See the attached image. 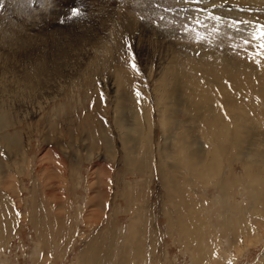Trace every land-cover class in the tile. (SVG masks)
Segmentation results:
<instances>
[{
	"label": "rangeland",
	"instance_id": "obj_1",
	"mask_svg": "<svg viewBox=\"0 0 264 264\" xmlns=\"http://www.w3.org/2000/svg\"><path fill=\"white\" fill-rule=\"evenodd\" d=\"M0 5V264H264V0ZM189 92L257 144L206 161Z\"/></svg>",
	"mask_w": 264,
	"mask_h": 264
},
{
	"label": "bare ground",
	"instance_id": "obj_2",
	"mask_svg": "<svg viewBox=\"0 0 264 264\" xmlns=\"http://www.w3.org/2000/svg\"><path fill=\"white\" fill-rule=\"evenodd\" d=\"M121 2H122V0H121ZM101 10H103V8ZM4 16H6V15H4ZM169 18H171V17H169ZM167 20H168V18H167ZM173 21L171 20L168 23H172ZM102 48L103 47H99L97 49L98 50L97 54H99L100 51H102L101 54L102 53H104V54L106 53L107 50H102ZM260 78L262 79L261 76H260ZM262 85L264 86V84H262ZM175 89H178V87H176ZM262 93H263V97H264V91ZM185 98L189 101V103L187 105H184V106H181V107H183L184 108L183 110L187 114L190 115L191 122H199V121L207 120L210 123V125L205 130H201V127L202 126H200V130L203 131V133L213 132L215 135H222V137H223V139L220 140V141L216 137L215 138H211L210 137L211 140L209 142H211V141H214V142H211V145L207 143L206 144L207 145V147H206L207 149L206 150H202L200 152L201 156L204 159L206 158V161L209 159V157H210L211 154L215 153V151H216L215 150V145H220V146L224 145L225 147H227L228 143L231 142V144L234 147L235 153H241V151L244 150V148H248V146L250 148L251 145H253V144L256 145L257 144L256 142H254L252 140L254 138V132L249 133V134H246L245 136L244 135L239 136L240 133H241V130L239 129V127H242L244 125L243 124V120L237 121V124H239L238 125V128L236 127L233 130V132H228V130H225V128L226 127H229L230 125L224 124V125H222V128H221V123L219 121L214 120V119H210V118H206L207 112L209 111L210 108L207 107V105L205 104L204 101H195L193 99V96H192V94L190 92H189V95L188 96H185ZM191 101H192V103H190ZM176 103L178 104L179 101H177ZM258 105L259 106H264L263 98H262L261 101L258 102ZM204 107H206L205 112L202 110ZM210 114H213V112L210 111ZM228 122H230V121H228ZM249 125H251V123ZM246 126L249 127L248 125H246ZM178 129L180 131L177 132L176 141L173 144L174 147H175V150H176L174 152L175 153L174 158L177 161V163L179 164V169L182 171L181 173L183 174V177L185 178L184 181L188 185H190V186L197 185L199 183V181H197L195 179V174L193 172V169L195 167H198V168L201 169V172L199 173V176L200 175H203V173H206V177L209 178L208 180L202 179V181H200V182H202V183H208V182H210L211 181V178L213 177L214 172L216 170V165L209 166V165H207L205 163H203V164L199 163V161H198V150H197V147H196L197 145H195L192 150H188L186 148V144L189 142L188 135H189L190 128H188L187 124H183V125H180L179 124ZM254 131H256V130H254ZM232 134L234 135V137L230 136ZM180 135L182 136V138H179ZM256 135H259V133L256 134ZM255 137H257V136H255ZM212 149L214 151H212ZM257 153L261 154L259 151H257ZM234 156H235V154H234ZM222 199H224V197H222Z\"/></svg>",
	"mask_w": 264,
	"mask_h": 264
},
{
	"label": "snow or ice",
	"instance_id": "obj_3",
	"mask_svg": "<svg viewBox=\"0 0 264 264\" xmlns=\"http://www.w3.org/2000/svg\"><path fill=\"white\" fill-rule=\"evenodd\" d=\"M3 6L0 5V8H2ZM70 14L72 17H79L81 15L80 10L76 7H73L72 9H70ZM261 33L260 36L258 37L259 39H264V25L261 26ZM245 43H248L247 41H245ZM262 47H264V45H262ZM133 67L135 68V65H133Z\"/></svg>",
	"mask_w": 264,
	"mask_h": 264
}]
</instances>
